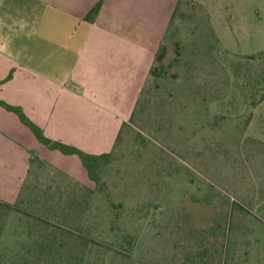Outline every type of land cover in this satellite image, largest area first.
<instances>
[{"label":"rangeland","instance_id":"obj_1","mask_svg":"<svg viewBox=\"0 0 264 264\" xmlns=\"http://www.w3.org/2000/svg\"><path fill=\"white\" fill-rule=\"evenodd\" d=\"M159 53L85 183L0 176V264H264V0L181 1Z\"/></svg>","mask_w":264,"mask_h":264},{"label":"crops","instance_id":"obj_2","mask_svg":"<svg viewBox=\"0 0 264 264\" xmlns=\"http://www.w3.org/2000/svg\"><path fill=\"white\" fill-rule=\"evenodd\" d=\"M181 1L0 0V102L52 141L91 157L109 154ZM35 161L83 183L89 178L81 157L41 143L0 105V176H16V200Z\"/></svg>","mask_w":264,"mask_h":264},{"label":"trees","instance_id":"obj_3","mask_svg":"<svg viewBox=\"0 0 264 264\" xmlns=\"http://www.w3.org/2000/svg\"><path fill=\"white\" fill-rule=\"evenodd\" d=\"M163 57L162 53H158L157 54V57H156V60H161ZM0 105H2L3 107H5L7 110L11 111V112H14L16 113L19 118L21 119V121L23 123H25L28 127L31 128V130L34 132V134L37 136L38 140L45 144L46 146H48L49 148L53 149V150H59L65 154H70V155H78L79 157H81V159L83 160L84 164H87V161L89 158H91V156H88V155H85L83 154L81 151L75 149V148H72V147H69V146H66V145H63L59 142H55V141H52L48 138H46L42 132L40 131V129L35 126L32 122H30L26 116L24 115V113L18 109V108H15V107H11L5 103H2L0 102ZM107 155V154H106ZM106 155H103V156H106ZM102 157V156H101ZM22 192V191H21ZM20 196V195H19Z\"/></svg>","mask_w":264,"mask_h":264}]
</instances>
